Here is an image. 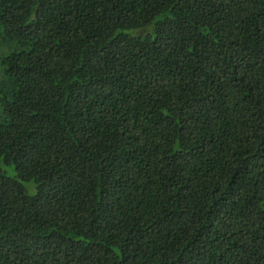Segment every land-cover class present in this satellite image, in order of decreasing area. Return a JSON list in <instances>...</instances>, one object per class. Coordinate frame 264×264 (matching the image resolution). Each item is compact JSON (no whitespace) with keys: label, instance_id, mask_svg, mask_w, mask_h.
Here are the masks:
<instances>
[{"label":"trees","instance_id":"16d2710c","mask_svg":"<svg viewBox=\"0 0 264 264\" xmlns=\"http://www.w3.org/2000/svg\"><path fill=\"white\" fill-rule=\"evenodd\" d=\"M0 264H264V0H0Z\"/></svg>","mask_w":264,"mask_h":264}]
</instances>
